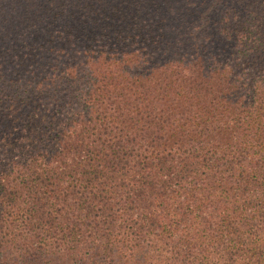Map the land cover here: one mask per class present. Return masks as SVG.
<instances>
[{"label":"trees","instance_id":"trees-1","mask_svg":"<svg viewBox=\"0 0 264 264\" xmlns=\"http://www.w3.org/2000/svg\"><path fill=\"white\" fill-rule=\"evenodd\" d=\"M0 264H264V0H0Z\"/></svg>","mask_w":264,"mask_h":264}]
</instances>
